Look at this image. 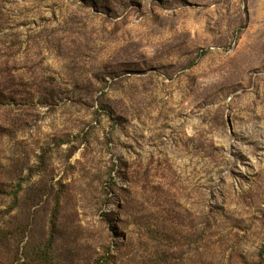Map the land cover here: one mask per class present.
<instances>
[{"label": "rangeland", "instance_id": "1", "mask_svg": "<svg viewBox=\"0 0 264 264\" xmlns=\"http://www.w3.org/2000/svg\"><path fill=\"white\" fill-rule=\"evenodd\" d=\"M1 93L0 264H264V0H0Z\"/></svg>", "mask_w": 264, "mask_h": 264}, {"label": "trees", "instance_id": "2", "mask_svg": "<svg viewBox=\"0 0 264 264\" xmlns=\"http://www.w3.org/2000/svg\"><path fill=\"white\" fill-rule=\"evenodd\" d=\"M195 64V63H193ZM14 99H12V97L10 96H5L3 95V93L0 94V105H12L14 104L13 102ZM21 188H22V185L20 183H16V186H15V189L13 192H9L10 194L14 195V205H16V202L18 201V193L21 191ZM8 191H0V196H2V194H5L7 193ZM1 238V236H0ZM38 253V252H37ZM51 254L49 253L48 250H43L40 251V254H39V261L42 263V264H45V263H51V261H53V259H51ZM112 258L108 255V254H105L103 257H101L100 259H98L94 264H110L112 261Z\"/></svg>", "mask_w": 264, "mask_h": 264}]
</instances>
